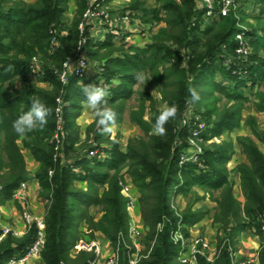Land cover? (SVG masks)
<instances>
[{"label":"trees","instance_id":"1","mask_svg":"<svg viewBox=\"0 0 264 264\" xmlns=\"http://www.w3.org/2000/svg\"><path fill=\"white\" fill-rule=\"evenodd\" d=\"M158 1V4L148 5L146 0H130L124 5L122 13L129 12L131 17H139L144 23L164 22L147 44L129 43L127 47L123 42L118 44L121 39L111 30L103 39L92 37L88 24L80 30L79 24L86 19L84 12L88 0H0V204L11 198L19 184L29 177L23 152L26 147L40 162L37 176L50 201L45 215L46 240L40 251L41 264H89L93 260L95 248L83 247L75 254L71 253L79 240L77 225L82 221L88 224L92 236L94 231H100L115 246L120 245L118 264H131L134 250L123 242L124 238L129 241L130 223L128 197L123 194L126 166L128 172L136 175L142 192V217L149 226L148 248L136 264H181L177 259L179 245L173 241L172 231L178 226L185 228L195 223L202 217V212L191 205L179 211L172 200L179 193L190 192L195 185L205 184L222 187L220 196L215 198L219 208L214 220L226 223V227L230 225L227 229L229 240L249 228L261 235L259 264H264V151L253 139L241 140L246 153V159L238 165L245 196L243 205L228 181L226 161L230 154L222 148L206 150L209 156L203 152L200 156L202 166L193 160L180 165L184 151L180 132L183 129L188 134L189 131L188 126H180L181 120L192 110L205 114L191 108L192 103L188 102L190 88H195L201 99L215 96L214 90L209 93L202 90L204 81L224 91L226 84L214 79L220 67L226 73L241 70L244 75L256 74L257 80L253 79L252 83L264 85V66L260 65L262 59L257 52L264 48V22L250 24L251 28L245 34V38L254 43V50L245 63L239 61L236 52L239 45L236 35L244 21L243 10L206 20L204 9L198 7L197 0ZM73 3L76 8L72 10L73 17L68 19L66 13ZM262 5L260 12L264 11V0ZM84 37L79 49V42ZM89 46L94 50H88ZM102 48L105 50L101 52L97 68L111 92L109 105L117 112L118 121L125 111L127 99L138 92L139 103L130 111V118L147 138L130 137L124 152H120L115 144L106 149L112 152L104 161L100 156L90 155L71 158L68 156L71 144H65L57 153L55 135L61 132L62 125L66 128L72 121V112H63V117L58 120L56 107L58 103L67 106L66 101L78 99L72 97V93L83 95L81 77L70 73L63 83L59 73L68 57L88 52L95 55L99 52L97 49ZM33 56L40 59V79L47 85L37 84L30 76ZM226 62L227 66H224ZM138 73L144 75L143 82L137 80ZM138 83H141L139 91L134 88ZM154 88L162 93L161 102L169 106L175 104L179 110L177 118L165 125L163 136L151 133L161 110L152 94ZM60 92L64 98L58 102ZM232 93L234 98L244 97L243 91L237 88ZM32 96L40 97L52 109V114L42 129L18 136L12 123L30 108ZM256 97V108L264 111V89H259ZM81 98L84 99V95ZM147 110H150L149 118ZM211 116L205 118L209 121ZM58 124H61L60 128ZM232 124L229 116H219L207 127L205 136L219 134ZM94 125L98 131L97 123ZM256 133L264 141V130H256ZM67 139L73 143L72 132L67 134ZM76 165L87 166L78 173L74 171ZM50 169L53 170L51 175ZM76 180L85 181L87 188L79 187ZM171 186L174 191L169 193ZM92 205L101 206L100 217L90 214ZM160 223L161 228L158 227ZM36 234L37 228L33 226L22 237L8 234L0 239V264L25 254ZM228 246L226 242L220 247L218 264H234ZM199 264L209 262L199 256Z\"/></svg>","mask_w":264,"mask_h":264},{"label":"rangeland","instance_id":"2","mask_svg":"<svg viewBox=\"0 0 264 264\" xmlns=\"http://www.w3.org/2000/svg\"><path fill=\"white\" fill-rule=\"evenodd\" d=\"M129 1L130 0H112L108 2V4H110V7L108 8L113 12L121 14L123 12L124 5ZM146 2L148 5H155L158 4L159 1L146 0ZM262 6V0H240L239 9L244 11V17H242L244 21H242L241 26L245 27H242L241 30L246 29L245 31L247 33V30L251 28L250 24L258 25L260 22H264V11L260 12ZM74 8H76V6H74L73 3L71 10L66 13V17L68 19L73 17L72 10ZM133 20L136 19L132 17L129 20L127 18V20L125 19L123 23L130 25ZM163 23V21L159 22L156 20H152L150 23L145 22L146 27H144V30L136 32L128 40H118V44L123 42L127 47L129 46V43L145 45L147 42L152 40L153 35L159 30L160 26H163ZM244 39L246 40L245 44L248 52L246 54L238 52L239 45L236 48V52L239 53V61L246 63L249 60V55L252 52L254 43L250 42L248 38L244 37ZM238 42L240 41L238 40ZM80 43L81 40L78 46L79 49L81 47ZM91 48H93V46H89L88 50H94ZM104 50L105 48L100 50L97 49L100 53L98 52L95 55L90 54L89 52L86 53V56L92 62V65L86 71V75L80 78V84L81 82L84 85L89 83H98L101 79L102 76L97 68V66H99L97 61L100 58L101 52ZM257 52H259V57L262 59L260 65L264 66V48H259V51ZM224 66H227V62L224 63ZM222 70L223 69L220 67V70L216 71L217 75L214 79L226 84L225 90L220 91L217 87L207 85L208 81H204L205 83L201 85L202 90H206L205 93H209L210 90H214L215 96L213 98L204 97L202 99L200 97L199 101L191 105V108L199 109L203 113L205 112L204 115L200 112H196L200 115L198 117H201V119L206 122V126L201 128L200 138L198 139V137H194V135H192V130L196 127L194 125H198L196 122L197 116H184L181 120L182 124L179 123L182 128L184 125L188 126L186 128L189 130L188 134L187 132H183V129L180 132L181 145H184V151L181 154V158L184 154H191L192 158L187 161L194 160L199 166H202L203 162L200 159V156H202L201 154L203 152L208 149L212 150L210 148H222L225 150L228 155L230 154L226 161V165L228 167V181L233 186V192L236 198L243 205L245 196L241 184V174L238 171V165L246 159V153L244 152L241 140L246 138L253 139L257 143L258 147L264 151V141H262L256 133V130L258 132H262L264 130V111L258 110L255 105L257 99L256 92L259 89H264V85H260L258 82L255 84L252 83L253 79L257 80L256 74L244 75L241 70L226 73ZM33 80L39 85L44 86L48 84L46 81H42L41 79ZM140 86L141 83L134 85L135 90L139 91ZM234 88L243 91L244 97L234 98V93H232ZM152 94L158 101L159 110L162 109L166 105V103L161 102L162 93L158 89L154 88ZM74 95L76 94H71L72 97H76L78 99L73 98L71 101H66L67 106H62L61 103H58L56 107L58 120L63 117L61 116L63 112H72V116L70 117V120L72 121L68 123L66 128L63 125L61 127V124H58V128L61 127L62 129L60 133L56 132L55 135L57 137V153H59L58 151L61 147H64L65 144H71L70 149L68 150V156L71 158H78L81 155H90L100 156L104 161L105 158L110 156L112 152L106 151V149L112 148L115 144L120 152H124L130 137L134 138L143 136L147 138L144 131L130 118V111L133 108H136L139 103L138 92L127 99L125 111L121 118L116 121L113 131L110 134H102L101 131L96 130L94 124L97 121V117L95 113L84 104V99L81 98L84 94ZM59 98H64L62 92H60ZM58 102L60 101L58 100ZM71 102H76V105H71ZM147 112L146 116L149 118L151 115L150 110H147ZM192 112H194V110H192ZM205 116H211L209 117V121L205 118ZM219 116H229V119L233 121L232 126L224 127L219 134H213L206 137L205 134H207V127L217 121ZM237 116H240V119H238ZM70 132H72V136L75 139L73 143L67 139V134ZM94 145L98 150V155H92L89 151ZM194 145L199 147L198 150L200 152L198 156L195 155ZM100 151H102V153H99ZM23 152L27 161L30 178L26 179L23 192L18 193L17 195L13 192L11 198L6 200L3 204H0V229L2 230L0 239L4 238L8 234H12L15 237H22L29 232L33 226H36L38 230L39 220H42L44 224L46 223L45 215L50 201L47 197V191H45L41 179L37 176L40 169V162L36 159V157H34L28 148L24 147ZM207 155L209 156L206 151V156ZM181 158L180 165L182 166L187 161H182ZM86 166L87 165H76L74 171L79 173L83 171ZM126 171L127 166L124 168L125 181L123 184V194L126 195L130 201L128 206L130 223L129 241L124 238L123 242L126 241V246L134 250L131 252V257H133L132 259L138 260L143 255L142 253L148 248L149 242L147 236L149 226L145 223L142 217V192L139 188L138 182L136 181V175H134L132 171ZM52 173L53 170L50 169L49 174L51 175ZM184 176L185 173L182 174L183 178ZM182 177L180 175V179H182ZM75 182L79 187L87 188V183L85 181L76 180ZM221 190L222 187L213 188L207 184L203 186L195 185L193 190L190 192L184 194L179 193L177 197L173 198L172 201L175 203V208L177 207L179 211L191 205L193 209L200 210L202 212V217L195 223L186 225L185 228L183 226H178L176 228L186 240L187 248L182 256H191L193 254V248L191 246L194 245L197 238L203 237L206 241L211 243L212 251L209 249H203L201 251L202 253L198 254V258L199 256L206 258L207 255H212L215 259H217L221 251L220 247H223V245L227 242L229 244L228 247L231 252L232 261L235 260L234 262H241L242 264H259V250L261 246L260 234L252 228H249L241 231L239 234L234 236L232 240H229L228 228H230V225L226 227V223H219L214 220V214L219 208L215 198L220 196ZM173 191L174 187L171 186L169 193ZM89 212L96 218L100 217L102 214L101 206L92 205ZM28 216L30 221L27 220ZM158 227L161 228L162 223L158 224ZM77 230L79 233V240L74 248H72V254H75L82 247L90 248L91 244L97 242L99 246L98 251H100L99 258L101 259L99 264H106L107 260L113 256L114 252L118 248H120L119 244L115 246L100 231H94L92 236L91 229L85 221H82L77 225ZM152 243H154V241H152ZM182 256H179V254L177 255V259L180 263L182 262ZM41 261V254L38 253L37 255H34V257H31L25 264H41Z\"/></svg>","mask_w":264,"mask_h":264},{"label":"built area","instance_id":"3","mask_svg":"<svg viewBox=\"0 0 264 264\" xmlns=\"http://www.w3.org/2000/svg\"><path fill=\"white\" fill-rule=\"evenodd\" d=\"M110 1L112 0H88V7L84 12V16L85 18L90 16L102 17L107 22L106 31L109 30L113 31L115 33L116 38L118 39H127L128 37L127 30L132 31V29L130 25L124 24L123 21L125 19L127 20V18L130 20V18L132 17L129 12L120 14L118 12H113L112 10H109L108 7H110V4H108V2ZM177 1H181V0H177ZM197 5L201 9H204L203 17H205L206 20H209L216 18L221 14H228L229 12L237 13L240 6V0H197ZM79 27L83 31L85 27V20L79 24ZM144 27H146L145 23L139 20L134 30L136 32H139L144 30L145 29ZM242 27L245 28L244 26ZM245 30L246 29L240 30L236 35V38L240 41L238 52L242 54H246L248 52L245 44L246 40L244 39L246 34ZM84 41H85V37L81 40L80 44H83ZM81 61H83V63H81ZM91 65L92 62L88 59V57L84 53L76 57H68L66 60L63 61L62 69L59 73V78L63 83H65L70 73H74L80 77H84L86 75L87 68L90 67ZM41 73H42V67H41L40 59H38V57L35 56L33 57L30 65V76L32 79H40ZM99 82L107 86V82L105 81L103 76L98 81V83ZM58 100L60 101V98H58ZM184 116H197L196 122L198 125H194L196 127L193 128L192 135H194V137H198L199 139L200 132L202 130L201 128L206 126V122L203 119H201V117H198L200 116L199 114L194 112L188 113ZM194 147H195L194 149L195 155L198 156L200 152L198 150L199 147H197L196 145H194ZM89 151L92 153V155H97L98 152L95 145ZM190 158H192L191 154H184L181 160L187 161ZM25 181L26 180L22 181L19 184V186L14 190V193L16 195L24 191ZM129 204L130 201L128 200V206ZM27 220L30 221L29 216L27 217ZM38 224L39 226L36 237L29 245L26 253L23 254L22 256L11 257L7 259L4 262V264H25L30 260L31 257H34V255L40 253L41 248L46 240V225H45L46 223L44 224L42 220H39ZM172 239L176 244L179 245L178 254L179 256H182L187 248L186 240L183 238V235L177 231V229H174V231H172ZM98 247L99 246L97 242L91 244L90 248L85 247L88 249H92V248L96 249V256L89 264L100 263L101 259L99 258L100 251H98L99 250ZM191 247L193 248V254L189 257L182 256L181 264H199L198 254L202 253L201 251L203 249H207V250L209 249L210 251H212L211 243L206 241L203 237L197 238L195 240L194 245H192ZM119 257H120V253L118 248L114 252L113 256L107 260L106 264H118ZM206 258L209 264H218L216 259L212 255H207ZM234 261L235 260H233L234 264H242L241 262H234ZM136 263H137V259H131V264H136Z\"/></svg>","mask_w":264,"mask_h":264},{"label":"clouds","instance_id":"4","mask_svg":"<svg viewBox=\"0 0 264 264\" xmlns=\"http://www.w3.org/2000/svg\"><path fill=\"white\" fill-rule=\"evenodd\" d=\"M83 63V61H81ZM137 80L143 82V74H137ZM82 92L84 94V104L92 110L97 117V128L102 134H110L117 121V112L110 107L109 97L110 89L102 83H89L84 85L81 82ZM189 103L195 104L200 96L195 88L189 89ZM179 113L175 104L165 105L156 116L155 123L151 129L153 135L163 136L166 134L165 125L177 118ZM52 114V109L38 96L31 97V106L19 115L12 123L13 131L18 136H26L36 130L42 129L47 125L48 117Z\"/></svg>","mask_w":264,"mask_h":264},{"label":"crops","instance_id":"5","mask_svg":"<svg viewBox=\"0 0 264 264\" xmlns=\"http://www.w3.org/2000/svg\"><path fill=\"white\" fill-rule=\"evenodd\" d=\"M134 19H136V20L131 21L132 23L130 24V27H131L132 31H128L127 30L128 37L125 40L130 39V37H132V35H134L136 33V31L134 30V28L136 27V25L138 23L137 20H140L141 21V19L139 17H136V18L134 17ZM85 24H88L89 25V27H90V34H91L92 37H94L96 39H103L105 37L106 32H107L106 31L107 22L102 17H92V16L87 17L85 19ZM90 67H88L87 70ZM28 178H30V174H29V177Z\"/></svg>","mask_w":264,"mask_h":264}]
</instances>
